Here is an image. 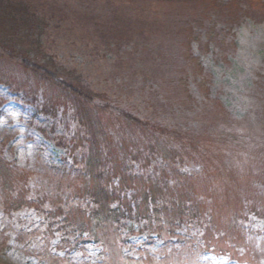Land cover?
I'll return each mask as SVG.
<instances>
[{
	"label": "rangeland",
	"instance_id": "374dc122",
	"mask_svg": "<svg viewBox=\"0 0 264 264\" xmlns=\"http://www.w3.org/2000/svg\"><path fill=\"white\" fill-rule=\"evenodd\" d=\"M128 12V23L142 35L147 32V66L154 63L139 92L143 108L141 103L135 109L137 102L121 86V64L112 51L94 53L77 38L63 37L56 53L64 65L92 79L97 89L113 88L118 108L140 119L163 110L172 125L188 122L186 130L199 144L182 137L178 144L185 159L172 173L162 172L170 183L161 199L185 196L180 202L197 207V217L205 221L170 222L175 213L167 210L154 214L158 219L126 218L119 226L90 223L98 238L94 241L74 231L63 237L55 228L57 216L44 219L43 211L41 216L32 205L7 213L0 205V264H264V216L251 210L256 208L253 203L264 205V0H140ZM45 99L40 90L32 100L0 84V156L17 172L8 183H27L24 195L36 194L38 188L51 190L50 205L57 206L56 190L59 195L62 184L74 178L50 170L61 164L64 152L43 130L54 139L63 127L58 116L42 112ZM110 127L113 147L123 144L132 153L128 177L136 180L134 187L151 188L144 182L146 174L136 173L138 168L150 170L139 164L148 163L137 155L135 140L142 138L130 133L124 122ZM190 172L195 178L188 180ZM15 193L21 194L17 189L9 196ZM143 197L137 198L141 209ZM71 211L69 217L77 218Z\"/></svg>",
	"mask_w": 264,
	"mask_h": 264
},
{
	"label": "trees",
	"instance_id": "16d2710c",
	"mask_svg": "<svg viewBox=\"0 0 264 264\" xmlns=\"http://www.w3.org/2000/svg\"><path fill=\"white\" fill-rule=\"evenodd\" d=\"M124 1L0 0V62L8 64L0 63V84L6 85L15 94L20 93L26 97L30 95L32 100H36L39 90L47 96L45 103H42V112L51 114V117L58 116L63 127L62 132L54 139L49 132L43 130L45 138L64 152L61 164L50 167V170L60 176L74 178L62 184L59 195L56 190L54 195L58 205L51 206V190L43 192L38 188V193L29 195L27 192L24 195V190L29 187L27 183H8L7 181H14L12 173L16 171L12 170L13 166L9 163H4L0 156V186L5 188L4 191L0 189V194L3 195H0V205L4 213L21 210L28 204L39 214L43 211L44 219L56 215L55 228L61 230L63 237L74 231L97 241L93 229L89 228L90 223L95 226L102 223L119 226L123 224L122 219L142 217L148 220L150 217L155 218L154 214L158 216L160 212L167 210L171 214L175 213L170 222L205 221L201 215L197 217V207L180 202L185 196H176L174 201L161 199L169 190L170 183L167 180L170 178L161 176L162 172L172 173L171 170H177V166L185 159L181 153L183 146L179 147L182 137L191 138L189 143L199 144V138L186 130L188 122H180L179 126L172 125L163 110L140 119L134 113L124 110L123 106L118 108L112 96L113 88L104 85L97 89L92 79L75 67L64 65L56 53L60 45L59 39L63 37L77 38L85 48L94 53L112 51L114 59L121 64L117 67L120 68L117 75L123 82L121 86L137 102L134 108L140 106L145 102L139 94L145 88L142 85L143 78L149 75V68V71L154 70V63L147 66V32L142 35L131 22L128 23L131 15L128 10L134 8L140 0H131L130 3L129 0L126 3ZM131 3L133 5L130 6ZM137 35L145 37L138 40ZM127 46L128 50L124 51L122 48ZM147 50L151 48L148 47ZM137 60L140 62L135 63ZM125 76L128 80H125ZM21 77L26 80L23 82ZM139 78L142 79L141 83H138ZM29 86L32 91L28 90ZM107 89H110L111 94ZM144 104L141 105L142 108ZM154 107L158 109L157 106ZM115 122H124L126 126L129 125L130 133L142 138L135 140L138 144L137 155H141L148 163L139 160V164L148 166L150 170L144 173L142 168H138L136 173L139 176L146 174L144 182H150L151 188L147 186L146 190L140 191L133 185L136 180L128 177V171H132V159L129 157L132 153L126 152L127 148L123 144H117L114 148L107 133ZM184 131L191 136H186ZM193 150L196 149L193 147ZM202 159L205 157L202 156ZM190 173L192 177L188 180L195 178V173ZM155 174L158 178L153 181ZM66 183L74 188H69ZM17 189L21 192L20 195L15 193L13 197L9 196L10 192ZM129 190L130 198H127L125 194ZM136 193L140 195L136 196ZM142 195L143 209L137 201ZM125 198L128 201L123 203ZM131 202L133 205L130 206ZM253 204L256 207H252L253 213L260 212L264 216V205L261 202ZM150 205L151 211L148 209ZM70 210L72 213L76 211L74 213L78 219L69 217ZM167 219L165 220L169 221V217ZM240 234L242 232L237 233V236Z\"/></svg>",
	"mask_w": 264,
	"mask_h": 264
}]
</instances>
